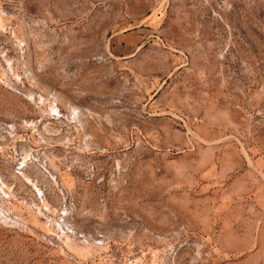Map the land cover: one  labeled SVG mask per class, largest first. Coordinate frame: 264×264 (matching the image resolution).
<instances>
[{
    "label": "rangeland",
    "instance_id": "rangeland-1",
    "mask_svg": "<svg viewBox=\"0 0 264 264\" xmlns=\"http://www.w3.org/2000/svg\"><path fill=\"white\" fill-rule=\"evenodd\" d=\"M0 264H264V0H0Z\"/></svg>",
    "mask_w": 264,
    "mask_h": 264
}]
</instances>
